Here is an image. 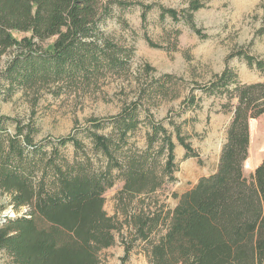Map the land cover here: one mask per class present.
I'll list each match as a JSON object with an SVG mask.
<instances>
[{
	"label": "trees",
	"instance_id": "16d2710c",
	"mask_svg": "<svg viewBox=\"0 0 264 264\" xmlns=\"http://www.w3.org/2000/svg\"><path fill=\"white\" fill-rule=\"evenodd\" d=\"M130 4L0 0V56L17 51L7 78L20 83L45 78L70 82L126 73L134 47L111 39L104 26L115 6ZM204 7L202 0H190L185 9L163 7L162 14L174 21L183 18L196 28L194 13ZM53 36L52 47L44 49L43 42ZM236 55L264 72V59L243 50L229 58ZM202 90L225 96L221 111L233 115L216 170L185 192L173 193L178 198L173 208L161 202L157 191L176 179L175 139L185 148L186 158L198 153L172 117L173 131L147 109L149 131L142 147L129 143L142 122L138 103L108 118L110 134L99 132L107 122L92 118L91 151L75 133L40 144L34 123L0 117V189L12 196L15 210H26L4 216L0 249L10 254L13 264H101V251L115 244L116 232L126 223L132 239L125 251L140 240L150 264H264V161L251 177L244 172L250 123L264 115V82H242L226 67ZM196 99L192 96L191 106ZM68 145L81 154L68 159L62 153ZM118 178L124 181L119 192L126 205L124 221L104 206L106 190Z\"/></svg>",
	"mask_w": 264,
	"mask_h": 264
},
{
	"label": "rangeland",
	"instance_id": "374dc122",
	"mask_svg": "<svg viewBox=\"0 0 264 264\" xmlns=\"http://www.w3.org/2000/svg\"><path fill=\"white\" fill-rule=\"evenodd\" d=\"M126 1L131 4L126 8L115 6L113 16L104 26L111 39L134 47L126 73L107 72L89 81L45 78L20 83L7 78L9 63L17 53L11 49L0 56V117L34 123L39 129L35 141L40 144L75 133L89 151L92 150L88 137L89 129L93 128L92 118L107 122L99 132L110 134L112 125L108 118L138 103L142 122L129 143L142 147L149 131L147 109L171 131L174 128L169 124V117H172L198 153L186 158L185 148L174 138L176 179L157 191L161 202L173 208L178 203L173 193L185 192L201 177L216 170L233 115L221 111L227 101L225 96L206 94L202 87L226 67L234 69L242 82H264V72L248 65L243 57L229 58L236 50H243L264 59V31L261 32L264 30V0H202L205 7L193 17L196 28L183 18L174 21L162 14L163 7L187 8L190 0ZM16 36L21 38L23 34L16 33ZM54 39L53 36L43 42L44 49H50ZM150 40L160 47L152 46ZM162 84L163 90L159 91ZM192 96L198 103L191 106ZM250 126L251 146L244 166L247 177L264 161V115L253 119ZM8 130L13 131V125ZM62 153L68 159L81 154L76 153L72 145L62 148ZM123 184V179L118 178L115 185L106 190L104 202L107 212L120 221H124L123 208L126 207L119 197ZM11 200L12 196L0 189V225L4 216L26 212L24 208L15 210ZM136 203L137 198L132 207ZM115 236V244L101 251V264H150L140 240L129 253L125 251L132 239L126 223ZM12 261L10 254L0 249V264H13Z\"/></svg>",
	"mask_w": 264,
	"mask_h": 264
}]
</instances>
